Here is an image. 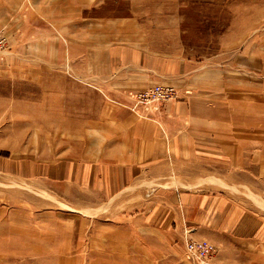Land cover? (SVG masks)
I'll return each instance as SVG.
<instances>
[{"label":"rangeland","instance_id":"374dc122","mask_svg":"<svg viewBox=\"0 0 264 264\" xmlns=\"http://www.w3.org/2000/svg\"><path fill=\"white\" fill-rule=\"evenodd\" d=\"M135 17L151 21L153 33L168 34L157 43H166L171 57L192 59L200 74L212 70L216 93L229 94L232 85L231 107L240 108L237 115L247 122L241 135L261 145L263 157L252 149V162L240 167L247 175L240 184L234 178L224 183L228 188L210 181L262 219L258 230L247 227L249 234L239 240L203 238L190 228L178 241L143 224L157 220L158 211L154 193L144 194L136 183L98 205L87 204L86 193L81 201V192L64 182L70 175L66 133L53 128L58 116L48 115L49 100L42 98L48 68L37 61L48 59L52 47L50 54L63 63L57 74L69 76L65 49L81 27L102 32ZM0 34V264H264V0H0ZM157 86L172 88L178 98L136 105L140 91H129L124 101L107 99L156 121L166 104L183 100L177 85L154 84L146 91ZM244 95L248 100L240 107ZM190 242L214 247L207 263L189 257Z\"/></svg>","mask_w":264,"mask_h":264},{"label":"crops","instance_id":"0c3cea01","mask_svg":"<svg viewBox=\"0 0 264 264\" xmlns=\"http://www.w3.org/2000/svg\"><path fill=\"white\" fill-rule=\"evenodd\" d=\"M116 25L101 27L102 32L81 27L75 33L74 45L65 49L69 76L57 74L63 63L50 54L52 47L47 61H37L39 67L48 68L42 98L49 100L48 115L58 116L53 128L66 133L63 155L69 158L70 175L64 182L81 192V201L86 193V203L98 205L136 183L144 194L154 193L158 211L157 220L143 224L178 241L192 229L198 236L225 243L232 236L239 240L249 234L247 227L258 230L262 225L258 215L243 210L232 196L210 184L211 180L231 184L233 178L240 184L247 178L240 167L252 162L251 150L263 157L261 145L241 135L247 122L239 116L240 108L231 107L232 85L229 94L216 93L212 70L200 74L192 59L171 57L167 53L171 48L157 43L159 36L168 34L162 29L153 33L151 21L141 24L135 17L134 22ZM154 84L177 85L183 99L161 108L154 115L156 121L108 102L107 98L124 101L127 92ZM238 100L241 107L248 99L244 95Z\"/></svg>","mask_w":264,"mask_h":264},{"label":"built area","instance_id":"2783aa9c","mask_svg":"<svg viewBox=\"0 0 264 264\" xmlns=\"http://www.w3.org/2000/svg\"><path fill=\"white\" fill-rule=\"evenodd\" d=\"M0 34V47H4V41ZM1 49V48H0ZM174 95L172 91L163 89L159 86L145 91L143 93H138L136 95V105L138 104H147L153 103L154 101H167L169 99H173ZM188 253L190 258H194L196 260H204L207 263L211 257L212 252H214V247L207 242H190L187 245Z\"/></svg>","mask_w":264,"mask_h":264},{"label":"bare ground","instance_id":"6f19581e","mask_svg":"<svg viewBox=\"0 0 264 264\" xmlns=\"http://www.w3.org/2000/svg\"><path fill=\"white\" fill-rule=\"evenodd\" d=\"M70 70H71V69H70ZM69 74H70V71H69ZM159 87L163 88L164 90L167 89V90L172 91V93H173V95H174V98H176V97L178 98V93H177L175 90H173L172 88L164 87V86H159ZM145 91H146V89L143 90V91L137 92V93L140 94V93H143V92H145ZM174 98H173V99H174ZM173 99H169V100H167V102H168V101H171V100H173ZM45 136H46V135H45ZM61 141H62V140H61ZM63 142H64V141H63ZM11 235H12V234H11ZM15 236H16V235H15ZM9 258H10V257H9ZM9 258H8V259H9ZM12 259H13V258H12Z\"/></svg>","mask_w":264,"mask_h":264}]
</instances>
